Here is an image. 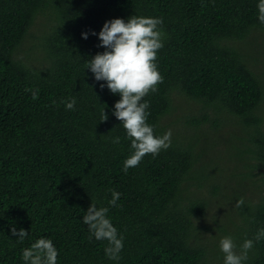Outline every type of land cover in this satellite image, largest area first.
Listing matches in <instances>:
<instances>
[{
	"label": "trees",
	"instance_id": "1",
	"mask_svg": "<svg viewBox=\"0 0 264 264\" xmlns=\"http://www.w3.org/2000/svg\"><path fill=\"white\" fill-rule=\"evenodd\" d=\"M259 3L0 0V264H25L23 250L41 238L52 240L57 264H224L218 240L226 236L237 252L253 240L242 264H264V238L255 240L264 229ZM131 16L162 20L155 64L163 82L142 102L154 135H172L170 147L124 172L133 150L113 115L121 97L88 65L106 50L98 46L104 23ZM91 203L109 208L123 237L119 259L83 222ZM215 204L235 210L225 223ZM12 227L28 232L22 242Z\"/></svg>",
	"mask_w": 264,
	"mask_h": 264
},
{
	"label": "clouds",
	"instance_id": "2",
	"mask_svg": "<svg viewBox=\"0 0 264 264\" xmlns=\"http://www.w3.org/2000/svg\"><path fill=\"white\" fill-rule=\"evenodd\" d=\"M258 9L259 20L264 23V0H260ZM161 24L162 20L159 18L137 16H131L127 22L121 18L106 21L99 32L101 44L98 45L106 50L89 60L88 69L94 74L95 80L106 81L109 90L121 97L114 105L113 115L123 123L133 150L124 162V172L138 166L145 155L155 156L171 144L170 130L163 136L154 135L153 127L146 122L149 104L147 101L142 102L143 97L150 91L155 92L156 86L163 82L155 64L157 52L163 47V33L159 28ZM92 35L96 33L93 32ZM82 37L87 39L88 33H82ZM103 87L101 84V88ZM33 99H36V93H33ZM75 103V99H72L66 104V108L72 110ZM107 119L104 110L101 122ZM114 142L118 143L119 137ZM119 197L120 194L113 191L109 205L116 206ZM243 204L241 198L235 206L239 208ZM108 211L107 207L97 208L91 203L83 222L89 226L97 241H108L105 254L109 259L116 260L123 248V237L118 236L117 229L107 217ZM11 233L18 236L21 242L28 235L26 230L17 231L15 227H12ZM261 238H264V229L255 236L256 241ZM252 247L253 240H245L237 252V245L231 236L222 238L220 248L224 253V264H242ZM58 255L52 240L41 238L30 248L23 250L22 258L25 264H57Z\"/></svg>",
	"mask_w": 264,
	"mask_h": 264
},
{
	"label": "rangeland",
	"instance_id": "3",
	"mask_svg": "<svg viewBox=\"0 0 264 264\" xmlns=\"http://www.w3.org/2000/svg\"><path fill=\"white\" fill-rule=\"evenodd\" d=\"M39 21H40V23H42V22H44V19L43 18H40L39 19ZM34 31H38V29H34ZM256 41L258 42V44H259V46L258 47H263V45H262V43H264V32L262 33V35L260 36V37H257L256 38ZM242 45L243 46H245L246 48H245V53H248L249 51H251L252 50V48L250 47V46H248L247 45V43H242ZM22 56H25V54H22ZM249 190V189H248ZM215 198V197H214ZM216 199V198H215ZM217 200V203L218 204H223V201L222 200H220V199H216ZM213 207H215V208H213V210H212V212L216 209V208H220L221 210L219 211V213H218V217L220 218V220L222 221V222H224L225 223V219L227 218V213H229V211H235L234 209H232V207H231V205H220V206H218L217 204H215ZM230 222L229 223H227L228 224V227L230 228V229H232L233 228V220L235 221V220H238L236 217H232V218H230ZM207 221H208V223H211V225L213 226V227H215L216 226V222L214 221V219H213V216L210 214V215H208L207 216ZM214 232V230L213 231H208V230H206L205 231V233H208V234H212ZM216 232L217 233H219V234H221L222 235V233L218 230V229H216ZM223 238V237H222ZM222 238H220L219 240H218V242H219V244H220V241H221V239ZM219 260L218 259H214L213 260V262H218Z\"/></svg>",
	"mask_w": 264,
	"mask_h": 264
},
{
	"label": "bare ground",
	"instance_id": "4",
	"mask_svg": "<svg viewBox=\"0 0 264 264\" xmlns=\"http://www.w3.org/2000/svg\"><path fill=\"white\" fill-rule=\"evenodd\" d=\"M191 98V97H190ZM209 148V147H208ZM208 148H206V149H208ZM212 148V147H211ZM205 150V149H204ZM209 150V149H208ZM212 150V149H211ZM207 152V151H206ZM207 154V153H206ZM197 155V154H196ZM196 157V156H195ZM202 157H204L203 155H202ZM197 159V158H196ZM198 159H200V158H198ZM201 161V160H200ZM193 163H194V161H193ZM191 164V163H190ZM203 164H205V163H203ZM202 164V165H203ZM210 164V163H209ZM201 165V164H200ZM201 165V166H202ZM208 165V164H207ZM206 166V165H205ZM189 167V166H188ZM209 167V166H208ZM195 168V167H194ZM187 169V168H186ZM190 169V168H189ZM192 169V168H191ZM207 169V168H206ZM196 170V169H195ZM188 172V171H187ZM190 172V171H189ZM191 173V172H190ZM198 173V172H197ZM199 175V174H198ZM192 177H194V176H192ZM194 178H196V177H194ZM185 184H187V182L185 183Z\"/></svg>",
	"mask_w": 264,
	"mask_h": 264
}]
</instances>
